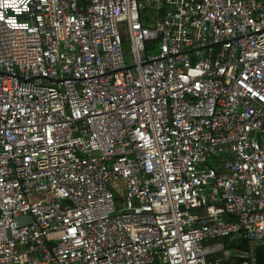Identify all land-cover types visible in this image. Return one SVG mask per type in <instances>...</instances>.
<instances>
[{
	"label": "built area",
	"instance_id": "1",
	"mask_svg": "<svg viewBox=\"0 0 264 264\" xmlns=\"http://www.w3.org/2000/svg\"><path fill=\"white\" fill-rule=\"evenodd\" d=\"M260 242L264 0H0V264Z\"/></svg>",
	"mask_w": 264,
	"mask_h": 264
},
{
	"label": "trees",
	"instance_id": "2",
	"mask_svg": "<svg viewBox=\"0 0 264 264\" xmlns=\"http://www.w3.org/2000/svg\"><path fill=\"white\" fill-rule=\"evenodd\" d=\"M225 243L236 251H243L245 252L248 249V243L242 236H235L231 238L230 236L223 238ZM242 256H235L233 257L234 260L241 259Z\"/></svg>",
	"mask_w": 264,
	"mask_h": 264
},
{
	"label": "water",
	"instance_id": "3",
	"mask_svg": "<svg viewBox=\"0 0 264 264\" xmlns=\"http://www.w3.org/2000/svg\"><path fill=\"white\" fill-rule=\"evenodd\" d=\"M228 146V144H226ZM26 217V216H25ZM24 216L17 217V221L23 220ZM254 264H264V242L253 244Z\"/></svg>",
	"mask_w": 264,
	"mask_h": 264
},
{
	"label": "rangeland",
	"instance_id": "4",
	"mask_svg": "<svg viewBox=\"0 0 264 264\" xmlns=\"http://www.w3.org/2000/svg\"><path fill=\"white\" fill-rule=\"evenodd\" d=\"M227 152V151H226Z\"/></svg>",
	"mask_w": 264,
	"mask_h": 264
}]
</instances>
